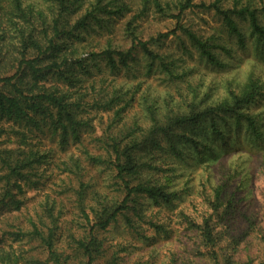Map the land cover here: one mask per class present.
<instances>
[{"label":"trees","instance_id":"1","mask_svg":"<svg viewBox=\"0 0 264 264\" xmlns=\"http://www.w3.org/2000/svg\"><path fill=\"white\" fill-rule=\"evenodd\" d=\"M123 1L0 0V264H254L264 248V191L254 209L244 185L264 181V147H257L258 164L247 158L244 172L246 157L236 154L246 149L215 141L240 127L264 142V109L256 111L264 81L250 73L226 80L223 91L217 82L203 88L191 80L178 83L172 64L151 43L181 29L211 65L227 66L215 47L230 52L183 25L144 40L128 24L127 48L114 46L110 37L102 47L89 41L93 24L112 29V16L126 8ZM221 1L178 0L177 23L188 9L213 8L242 45L236 18L248 22L264 55L259 10L224 9ZM142 3L136 16L149 10L151 0ZM153 4L159 12L170 8L162 0ZM136 50L149 71L159 62L175 91L162 93L150 84L143 89L141 83L128 90L123 84L106 92L83 89L94 70L127 68ZM92 109L110 114L96 137L98 149L69 151L71 143L82 142L84 129L93 128ZM42 122L64 153L3 146L10 142L9 125L41 128ZM42 166L77 178L72 217H64L65 200L50 194L29 212L27 193L39 188ZM88 167L109 176L103 181ZM188 167L195 182L184 181ZM25 243L33 246L25 249Z\"/></svg>","mask_w":264,"mask_h":264},{"label":"rangeland","instance_id":"2","mask_svg":"<svg viewBox=\"0 0 264 264\" xmlns=\"http://www.w3.org/2000/svg\"><path fill=\"white\" fill-rule=\"evenodd\" d=\"M214 1L216 0H196L197 3H205L206 5ZM177 2L178 0H162L163 5L169 3L170 8H167L165 12H159L154 6L153 0H151L149 10L143 15L136 16L143 6L142 0H124L122 3L126 4V8L122 12H118L112 16L113 26L111 30L108 31L106 28H100L99 25L93 24L87 37L89 41L97 43L98 47H102L106 39L110 37L114 46L127 48L131 45L126 30L128 24L144 40H149L151 37L157 36L158 33L171 31L177 28L178 25H183L195 31L201 38L210 41L212 45L227 46L230 52H224L219 46L215 47L214 52L217 53L218 57L227 66L217 67L211 65L200 57L199 51L181 29H177L175 34H171L169 38L161 42L151 43L150 46L163 55L167 63L172 64L170 66L174 71L175 77H177L178 83L184 84L185 81L191 80L193 84H199L203 88L217 82L221 84L218 87L223 91V83L226 80L231 78L242 80L250 73H253L264 81V55L257 45L255 38L251 36L248 22L236 18L245 34V44L242 45L238 42L236 36L230 35L222 15H219L213 8L194 7L188 9L182 14L178 24L175 17L178 13L177 8H175ZM220 5L224 9H232L234 6L240 7L245 5L252 9H257L259 10L262 23H264V14L261 11L264 6V0H222ZM84 56L87 55L84 54ZM129 63L127 68L122 66L118 73L109 72L108 69H104V72L94 70V76L85 78L83 89L86 90L90 87L99 89L102 87L103 91L106 92L111 89L113 84H123L125 85L124 90H128L141 83L143 89L147 84H150L153 89L162 93L169 90L175 91L176 83L162 69L159 62L150 71L148 70V61L141 51L136 50L135 57ZM86 79L90 80L86 81ZM263 109L264 100L261 98L257 103L256 111L261 113ZM88 116L92 118L94 129H84L82 131V142L77 144L71 143L68 148L69 151L78 154L83 148H88L92 151L98 149L99 142H97L96 137L107 126L110 114L102 110L97 111L96 109H92ZM9 127L10 134L5 139L6 141L10 140V142H5L3 144L4 147L25 150L29 148H39L41 150L54 149L56 155L64 153V151L60 150L58 136L53 133V130L46 122H42L41 128L28 124L9 125ZM215 142L217 147H241L248 150V152L252 148L253 152H256L252 153L251 150L248 153L246 150H242L243 154L240 152L236 154L238 158L241 156L246 157V160H241V163L245 164L244 172L249 168L246 163V161H249L248 159L251 160L252 164L255 162L258 164L257 147L258 149L264 147L262 140L254 141L248 131L244 128L240 130V127L234 128V130L231 129L228 135H226L225 140L217 139ZM88 168L90 175H97L103 181L105 177L109 176L108 171L100 172L99 169ZM197 170L200 171L199 169ZM194 171L191 170V167H188L184 181H188V183L195 182L196 174H194ZM39 175H42V182L39 188L37 190H29L27 193L31 197L27 200L29 212L33 213L39 205V201L45 195L50 194L51 197L65 200L67 211L65 210L64 217H72V212L76 213L78 211L74 205V188L78 186L77 178L60 172L55 168L53 169V166L47 168L45 166L40 167ZM250 183V180L247 179L244 185V196L247 202L252 200L253 204L251 207L257 209L261 205V202H258L259 198L263 199L261 195L264 191V181L263 178L261 180L255 178L254 182ZM250 187L254 189V192L250 191ZM19 217L20 219L24 218ZM21 246L29 249L33 245L25 243ZM254 264H264V248L258 254V258Z\"/></svg>","mask_w":264,"mask_h":264}]
</instances>
